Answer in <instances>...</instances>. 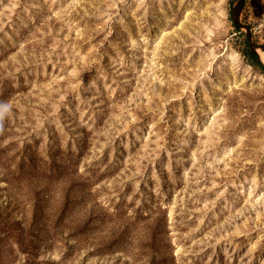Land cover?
<instances>
[{"label":"rangeland","instance_id":"1","mask_svg":"<svg viewBox=\"0 0 264 264\" xmlns=\"http://www.w3.org/2000/svg\"><path fill=\"white\" fill-rule=\"evenodd\" d=\"M236 2L0 0V264H264ZM240 19L264 51V0Z\"/></svg>","mask_w":264,"mask_h":264},{"label":"water","instance_id":"2","mask_svg":"<svg viewBox=\"0 0 264 264\" xmlns=\"http://www.w3.org/2000/svg\"><path fill=\"white\" fill-rule=\"evenodd\" d=\"M244 4V0H237V2L233 5V10L231 13V20L234 23V25L239 29H244L247 32V39H248V45L251 52L257 54V47L254 45V43L250 39V28L247 24L243 23L240 19V11L242 9V6ZM258 60L261 62V64L264 67V63L260 60L258 56Z\"/></svg>","mask_w":264,"mask_h":264},{"label":"trees","instance_id":"3","mask_svg":"<svg viewBox=\"0 0 264 264\" xmlns=\"http://www.w3.org/2000/svg\"><path fill=\"white\" fill-rule=\"evenodd\" d=\"M236 29H237V31L240 30V29H238V28H236ZM245 54H246L247 58L250 60V63H251L254 67H256V68L260 69L262 72H264V67H263V65L261 64V62L258 60V56H257V54L251 52V51L248 49V47L245 48Z\"/></svg>","mask_w":264,"mask_h":264},{"label":"clouds","instance_id":"4","mask_svg":"<svg viewBox=\"0 0 264 264\" xmlns=\"http://www.w3.org/2000/svg\"><path fill=\"white\" fill-rule=\"evenodd\" d=\"M10 109L9 105L0 106V118Z\"/></svg>","mask_w":264,"mask_h":264},{"label":"bare ground","instance_id":"5","mask_svg":"<svg viewBox=\"0 0 264 264\" xmlns=\"http://www.w3.org/2000/svg\"><path fill=\"white\" fill-rule=\"evenodd\" d=\"M260 60L264 63V51H262L260 48L257 49Z\"/></svg>","mask_w":264,"mask_h":264}]
</instances>
